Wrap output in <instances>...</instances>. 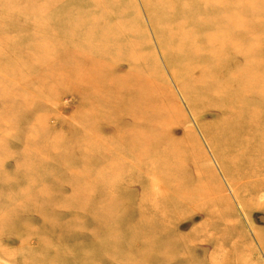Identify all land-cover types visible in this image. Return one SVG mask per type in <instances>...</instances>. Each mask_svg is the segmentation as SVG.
Masks as SVG:
<instances>
[{"label": "rangeland", "instance_id": "374dc122", "mask_svg": "<svg viewBox=\"0 0 264 264\" xmlns=\"http://www.w3.org/2000/svg\"><path fill=\"white\" fill-rule=\"evenodd\" d=\"M263 143L264 0H0V264H264Z\"/></svg>", "mask_w": 264, "mask_h": 264}, {"label": "bare ground", "instance_id": "6f19581e", "mask_svg": "<svg viewBox=\"0 0 264 264\" xmlns=\"http://www.w3.org/2000/svg\"><path fill=\"white\" fill-rule=\"evenodd\" d=\"M220 39V38H219ZM220 40H222V39H220ZM226 41V40H225ZM225 41L223 42V43H221V44H225ZM226 43H231V41L229 40V42H226ZM206 45L209 47V48H211L212 47V44L211 43H206ZM214 45V44H213ZM222 51L224 50V48H222L221 49ZM221 51V52H222ZM224 52V51H223ZM214 55V54H213ZM213 55H211L210 57H212ZM220 107V106H219ZM219 107H218V109H219ZM243 107H244V105L241 107V112H243ZM221 108V107H220ZM219 115V114H218ZM227 119V118H226ZM241 119V118H240ZM241 120H239V121H237V122H240ZM218 125V124H217ZM220 125V124H219ZM218 125V126H219ZM222 125H228V123L227 122H225V118L222 120ZM258 125V124H257ZM259 126V125H258ZM206 129H207V127H206ZM220 129H221V127H220ZM217 130V129H216ZM223 130V136H226V137H228L227 138V140L225 141V143H223V142H221V143H223L224 144V146H226V145H228L229 146V148H230V150H231V152L233 153V154H239L238 152H236L235 150L239 147V143H238V147L236 148V149H234L233 147H232V144H231V139L234 137V135H236V133H235V130H227V129H222ZM221 130V131H222ZM216 132V131H215ZM219 132V131H218ZM216 134V133H215ZM214 135V134H213ZM221 136V135H220ZM222 136V137H223ZM231 136V137H230ZM212 137V136H211ZM209 138V137H208ZM217 138V137H216ZM245 140L247 141H250L251 140V137L247 134V135H245ZM210 139V138H209ZM213 138H211V140H212ZM220 139V138H219ZM218 139V140H219ZM214 140V139H213ZM220 142V141H219ZM218 142V143H219ZM218 143H216V144H218ZM216 144H215V147H216ZM220 144V143H219ZM221 145V144H220ZM262 145H264V143L262 144ZM214 146V145H213ZM219 146V145H218ZM246 147V146H245ZM245 147H242L243 148V155H241V156H237V157H235L234 159H233V161H231L232 162V166H233V168H235L237 171H241V172H251V171H253V170H251V171H249L248 170V165H246V163L245 162H248L249 161V158H250V155H247V154H244L245 153ZM216 150V149H215ZM220 155V154H219ZM220 158H221V156H220ZM230 162V161H229ZM227 163V162H226ZM225 164V163H224ZM253 168H255V167H253Z\"/></svg>", "mask_w": 264, "mask_h": 264}]
</instances>
